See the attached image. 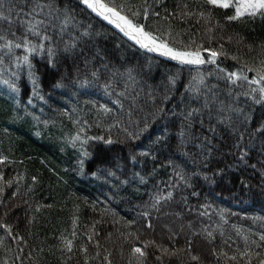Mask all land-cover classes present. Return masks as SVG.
I'll list each match as a JSON object with an SVG mask.
<instances>
[{
  "label": "trees",
  "instance_id": "16d2710c",
  "mask_svg": "<svg viewBox=\"0 0 264 264\" xmlns=\"http://www.w3.org/2000/svg\"><path fill=\"white\" fill-rule=\"evenodd\" d=\"M131 2L138 4L139 0ZM202 3L203 0H162V6L156 10L163 17L165 9L178 12L184 4L194 6ZM76 11L79 14L78 19L85 27L93 26L90 46L99 51L101 56H105L106 62H112L117 67L121 64L127 67L135 66L137 72L143 70L141 75L137 76V80H142L143 83L136 87V91H141L142 94L137 96L135 101L131 96L122 97L121 108L112 103L116 97L105 95L99 84L81 88L68 83L66 87L53 89L56 77L50 75L43 63L37 59L34 63L39 69L41 95L45 97L40 100L31 95V84L26 77L22 76V82L17 81L19 92H12L2 82L8 75L0 71V154L8 158V162L0 164V174L3 176L0 183L13 181L11 187L4 185V192L0 195V218L11 224L14 234L19 233L26 241L20 243L0 229V237H4V243L0 245V264L4 261L8 264H84L85 253L79 251L80 247H87V255L91 258L98 251L95 246L97 241L102 246L99 249L101 256L96 260L90 259L89 264H105L103 256L107 253H104V248L111 252L109 258L112 264H127L130 245L121 235L127 232L142 234L140 240L136 241V246L139 247H143L144 242L155 241V245L149 244L144 249L147 253L146 264H238V261H231L228 257L236 254L238 247L243 250L244 237H248L249 241L258 240V236L264 233V196L259 194L257 187L261 181L258 170L262 167L257 161L264 160V157L258 155V150L251 153L252 158L248 161L249 164L256 163L257 170L249 167L228 172L224 180L217 178L218 183L206 186L197 198L191 197L189 190L184 193L189 197L188 206L180 202V195L177 193L174 201L162 205L159 213H152L151 228L145 227L147 221L138 215L140 208L137 205L148 199L147 193L153 190L157 181L167 180L171 173L170 168L160 171L149 179L146 186L139 187L138 191H134L136 185L117 189L113 187L114 181L105 182L103 178L77 175L74 168L79 144L77 143V148H73L66 142L65 137L75 135L84 121L88 124L85 128L87 136H107V125L114 119H119L122 127H131L130 120L133 124L145 117L151 121L149 113L153 108V100L143 94L149 91L148 86L156 88L158 94L162 93L168 76L178 73L180 81L177 87L180 91L172 93L176 99L166 102V107L172 109L181 98L183 86L188 82L190 74L196 71V66H182L159 56L158 53L141 49L133 42L127 41V38L122 37V34L107 22L88 12L81 13L80 8ZM213 11L215 18L212 24L218 20L222 27L214 28L215 39L211 46L218 48L222 43L229 56L237 55L242 58L238 62L221 57L220 66L233 71L245 60L251 62L259 52L257 46L264 43V20L260 17L244 18L229 23L224 17L232 14L231 9L216 8ZM148 24L160 25L163 28L170 25L174 40L187 44L195 38L197 43L203 42L207 46L204 31L206 22L203 20L196 23L194 19L184 22L178 17H170L169 20L150 18ZM229 37L232 39L229 40ZM249 45L252 46L251 51ZM214 67L203 65L200 66V71L207 73ZM251 75L253 74L249 73V76ZM209 82L215 83V80L210 79ZM220 87L224 88L223 82ZM135 95L136 92H132V96ZM100 104L111 108L112 112L105 115L98 111ZM129 113H132L131 117ZM98 122L103 126H97ZM161 127L162 122L155 123L151 129L152 135L157 134ZM111 135L113 139L119 138L120 130L113 129ZM139 143L141 146L147 144L148 139L145 138ZM172 143H175L174 139ZM85 147L98 154L103 151L108 157L127 154L128 151V148L120 143L106 146L93 140ZM222 148L227 151L226 147ZM167 151L164 149L165 154ZM187 151L196 152V149L190 147ZM219 156L220 153L214 154L210 161L209 173L217 167L234 162L231 156L218 159ZM175 159L177 163L186 162L189 172L203 168L200 157H197L195 163L191 160L185 161L179 154ZM159 162H163V157ZM94 167L95 164L91 169L86 168V171ZM141 167L138 163L135 170L140 171ZM152 167L153 164L149 161L143 174L147 176ZM17 177L21 178L17 180ZM33 177H36L35 181ZM242 178L253 185L251 193L241 189ZM120 179L123 180L124 177L121 176ZM194 183L199 189L204 182L197 178ZM160 187L163 188L164 185L161 184ZM13 192L17 193L16 196L12 195ZM200 204L211 205L206 209V215H200V212L205 211L198 207ZM189 207L192 210H189ZM220 210H224L223 221L220 219ZM130 221L135 223L129 225ZM177 225L180 228H176ZM204 228L212 232V237L207 236ZM73 230L76 237L73 239V251L69 254L61 251L64 247L61 237L72 239ZM173 234L174 239L170 240L169 237ZM88 235L93 236L91 242L87 239ZM189 239L191 255L197 256V260H192L187 252L178 257L163 256L162 261L156 259L161 255L156 245L167 246L170 250L173 246L187 248ZM18 245L23 248L22 253L17 252ZM220 249L227 255H218ZM257 251L264 252V247ZM16 255L22 257V262L15 258ZM69 255L71 259H68ZM239 264L243 262L239 261ZM253 264H256L255 258Z\"/></svg>",
  "mask_w": 264,
  "mask_h": 264
},
{
  "label": "snow or ice",
  "instance_id": "6c2138e0",
  "mask_svg": "<svg viewBox=\"0 0 264 264\" xmlns=\"http://www.w3.org/2000/svg\"><path fill=\"white\" fill-rule=\"evenodd\" d=\"M161 6L162 0H151V2L139 0L138 4L132 3L131 0H0V71L8 75V78L3 79L2 82L12 92H19L17 81L22 82L23 76L31 84V95L40 100L45 99L41 95L39 69L34 63L38 59L43 63L45 70L56 77L52 85L53 89L66 87L68 83L81 88L99 84L105 95L116 97L112 103L121 108H123L122 97L131 96L135 101L136 97L142 94L141 91H136V87L143 83L142 80H137V76H140L143 70L137 72L135 66L127 67L123 64L117 67L112 62H106V57L101 56L99 51L93 50L90 46L93 26H84L78 19L77 8H80L81 13L88 12L107 22L108 25L114 26L122 37L141 49L158 53L159 56L182 66H196V71L190 74L188 82L183 86L181 98L172 109L166 107V102L176 99L172 93L180 91L177 87L180 81L178 73L168 76L162 93L158 94L156 88L148 86L149 91L143 94L153 100V108L149 113L151 121L148 117L137 120L134 124L130 120L131 127L128 125L122 127V122L114 119L107 125V136H87L85 128L88 124L84 121L75 135L65 137L66 142L73 148H77V143L79 144L74 168L77 175H91L96 179L103 178L105 182L114 181L113 187L117 189L136 185L134 191H138L139 187L146 186L149 179L160 171L171 169L167 180L157 181L153 190L147 193L148 199L137 205L140 208L138 215L147 221L146 228L152 227V213H159L162 205L175 200L177 193L180 195V202L188 206L189 197L184 193L190 190V196L197 198L206 186L217 184V178L224 180L228 172L249 167L257 170L256 163H248L253 151L258 150V155L264 157V43L257 46L259 52L251 62L245 60L233 71L221 67L220 58L226 57L238 62L242 58L237 55L229 56L222 43L218 48L211 46L215 39L214 28L222 27L218 20L214 25L212 24L215 18L214 9H233L231 15L224 17L229 23L244 18L260 17L264 20V0H203L202 4L194 6L184 4L180 6L178 12H169L165 9L163 17L156 10ZM170 17H178L184 22L189 19H194L196 23L205 21L207 46L203 42L197 43L195 38L187 44L174 40L170 25L168 28H163L160 25L148 24L150 18L169 20ZM231 39L229 37V40ZM249 50H252L251 45ZM203 65L215 67L212 71L204 73L200 71V66ZM249 73L253 75L249 76ZM210 79H214L215 83H210ZM101 80L103 83H100ZM221 82L224 88L220 87ZM132 92H136V95L132 96ZM98 111L108 115L112 109L100 104ZM131 115L132 113H129L130 117ZM161 122L160 131L152 135L151 129L154 124ZM97 126L103 125L98 122ZM113 129L120 130L119 138L113 139L111 135ZM145 138L148 139V143L141 146L139 142ZM90 140L100 141L106 146L120 143L126 146L128 151L127 154L112 157H108L103 151L99 154L90 152L85 147ZM222 146L226 147L227 151H224ZM190 147L195 148L196 152L187 151ZM164 149L168 150L167 154ZM215 153H220L218 159L231 156L234 162L217 167L209 173L210 161ZM177 154L184 157L185 161L191 160L193 163L196 162L197 157L202 158L203 168L189 172L186 162H176ZM161 157L163 162H159ZM149 161L153 167L145 176L143 173ZM6 162L8 158L0 154V164ZM138 163L142 165L140 171L135 170ZM257 163L262 165L258 170L261 181L257 187L259 194L264 196V160H258ZM93 164H95L94 169L86 171V168L91 169ZM121 176L124 177L123 180L120 179ZM197 178L204 182L199 189L194 183ZM32 179L35 181L36 177ZM0 180H3L2 174ZM5 184L11 187L13 181L0 183V195L4 192ZM161 184L164 185L163 188L160 187ZM240 186L242 190L250 193L253 191L251 182L243 178ZM16 194V192L12 193L13 196ZM198 207L205 209L204 212H200L203 216L207 214L206 209L211 205L200 204ZM189 210H192L191 207ZM219 215L223 221L224 210H220ZM133 223L135 221H130L129 225ZM73 224L75 226V220ZM0 229H3L8 237L20 243L26 242L22 235L14 234L13 226L6 223L3 218H0ZM203 231L208 237H212V232L207 228ZM121 235L130 245L127 264H146L147 253L144 249L149 244L155 245V241L144 242L143 247H139L136 246V241L140 240L141 233L127 232ZM71 236L72 239L61 237L64 245L61 251L69 254L73 251L75 230ZM174 236L175 234L169 239H174ZM87 239L91 242L93 236L88 235ZM3 243L4 237H0V245ZM187 243V248L173 246L171 250L167 246L156 245L157 250L161 252L156 259L162 261L163 256L178 257L181 253L187 252L192 260H197V256L191 255V239ZM95 246L98 251L91 258L87 255V247L83 245L80 247L79 251L85 253L84 264H89L90 259L96 260L101 256L99 249L102 246L98 241ZM262 247H264V233L258 236V240L249 241L248 237H244L243 250L238 247L235 250L236 254L228 259L238 261V264L239 261L243 264H253L255 258L256 264H264V252L257 251ZM103 251L107 253L103 256L105 264H112L109 258L111 252L107 248ZM17 252H23V248L19 245ZM213 252L216 254L215 249ZM219 254L227 255L223 249H220ZM121 255H123V245ZM15 258L22 262L20 255H16ZM68 259H71L70 255ZM3 264L8 262L4 261Z\"/></svg>",
  "mask_w": 264,
  "mask_h": 264
},
{
  "label": "rangeland",
  "instance_id": "374dc122",
  "mask_svg": "<svg viewBox=\"0 0 264 264\" xmlns=\"http://www.w3.org/2000/svg\"><path fill=\"white\" fill-rule=\"evenodd\" d=\"M232 10V12H233V9H231ZM112 26V25H111ZM112 27H114V26H112ZM117 30V29H116ZM170 221H172V219L170 220ZM172 224V223H171ZM176 228H180V226L179 225H177V226H175Z\"/></svg>",
  "mask_w": 264,
  "mask_h": 264
},
{
  "label": "bare ground",
  "instance_id": "6f19581e",
  "mask_svg": "<svg viewBox=\"0 0 264 264\" xmlns=\"http://www.w3.org/2000/svg\"><path fill=\"white\" fill-rule=\"evenodd\" d=\"M169 12H171V10H169Z\"/></svg>",
  "mask_w": 264,
  "mask_h": 264
}]
</instances>
